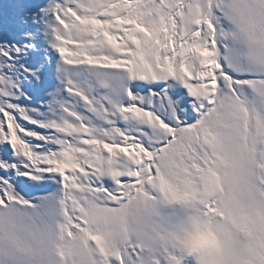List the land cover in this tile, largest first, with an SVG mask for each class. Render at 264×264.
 <instances>
[{"label": "snow or ice", "instance_id": "obj_1", "mask_svg": "<svg viewBox=\"0 0 264 264\" xmlns=\"http://www.w3.org/2000/svg\"><path fill=\"white\" fill-rule=\"evenodd\" d=\"M0 264H264V0H0Z\"/></svg>", "mask_w": 264, "mask_h": 264}]
</instances>
